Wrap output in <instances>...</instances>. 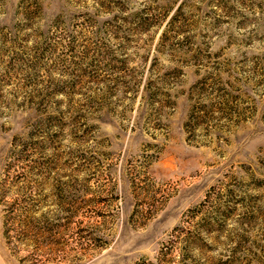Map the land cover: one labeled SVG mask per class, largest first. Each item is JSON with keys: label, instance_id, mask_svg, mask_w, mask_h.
Here are the masks:
<instances>
[{"label": "rangeland", "instance_id": "obj_1", "mask_svg": "<svg viewBox=\"0 0 264 264\" xmlns=\"http://www.w3.org/2000/svg\"><path fill=\"white\" fill-rule=\"evenodd\" d=\"M0 199V264H264V0H0Z\"/></svg>", "mask_w": 264, "mask_h": 264}, {"label": "trees", "instance_id": "obj_2", "mask_svg": "<svg viewBox=\"0 0 264 264\" xmlns=\"http://www.w3.org/2000/svg\"><path fill=\"white\" fill-rule=\"evenodd\" d=\"M1 198H2V197H1ZM0 200H1V199H0ZM14 204H16V203L9 204V205H11V209H12V207H13ZM13 220H14V219H13ZM13 220H12V221H13Z\"/></svg>", "mask_w": 264, "mask_h": 264}]
</instances>
